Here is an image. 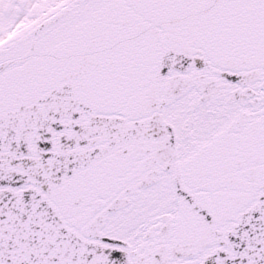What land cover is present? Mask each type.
I'll list each match as a JSON object with an SVG mask.
<instances>
[{
  "label": "snow or ice",
  "instance_id": "1",
  "mask_svg": "<svg viewBox=\"0 0 264 264\" xmlns=\"http://www.w3.org/2000/svg\"><path fill=\"white\" fill-rule=\"evenodd\" d=\"M0 264H264V0H0Z\"/></svg>",
  "mask_w": 264,
  "mask_h": 264
}]
</instances>
